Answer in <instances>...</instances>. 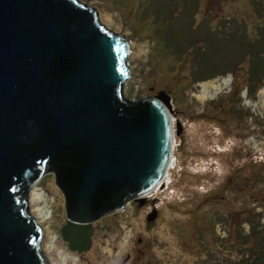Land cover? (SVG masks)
<instances>
[{
  "label": "rangeland",
  "instance_id": "rangeland-1",
  "mask_svg": "<svg viewBox=\"0 0 264 264\" xmlns=\"http://www.w3.org/2000/svg\"><path fill=\"white\" fill-rule=\"evenodd\" d=\"M78 1L130 42L125 97L166 102L176 157L158 193L97 222L89 251L72 249L64 195L54 174L43 176L35 186L53 205L44 255L52 264L61 252L76 264H246L229 244L255 228L264 239V87L245 88L239 101L234 83L239 76L244 85L251 65L264 82V0ZM228 76L218 98L201 97L200 83Z\"/></svg>",
  "mask_w": 264,
  "mask_h": 264
},
{
  "label": "water",
  "instance_id": "water-1",
  "mask_svg": "<svg viewBox=\"0 0 264 264\" xmlns=\"http://www.w3.org/2000/svg\"><path fill=\"white\" fill-rule=\"evenodd\" d=\"M131 57L78 0H0V264H52L33 214L45 175L84 251L98 221L160 188L176 126L161 97H125Z\"/></svg>",
  "mask_w": 264,
  "mask_h": 264
},
{
  "label": "trees",
  "instance_id": "trees-1",
  "mask_svg": "<svg viewBox=\"0 0 264 264\" xmlns=\"http://www.w3.org/2000/svg\"><path fill=\"white\" fill-rule=\"evenodd\" d=\"M261 57V56H260ZM259 59V58H258ZM258 59H251V64L255 63ZM217 75L208 78L212 79L216 77ZM208 79H203V80H208ZM202 81V80H198ZM262 87H264V82L261 77L256 76L254 73V68L250 67V72L248 73V79L242 86L241 82V77L236 76L235 83H234V88H235V94H238L239 101H240V96L242 94V91L247 88L248 92L250 94H256ZM168 94V93H166ZM225 108V106H224ZM158 215L153 220H149L148 225L149 227H152L154 223L158 222ZM259 231V229H257ZM256 231V228L254 232H252L249 236L243 237L242 240V235L237 234L235 237V242H230L229 245L230 247L236 248L238 251L243 250L242 254V259L245 260L244 263L246 264H264V239L260 238L258 239L259 235L261 234L260 232ZM261 231V230H260ZM264 238V236H263ZM241 261V260H240ZM242 262H240L241 264Z\"/></svg>",
  "mask_w": 264,
  "mask_h": 264
},
{
  "label": "bare ground",
  "instance_id": "bare-ground-1",
  "mask_svg": "<svg viewBox=\"0 0 264 264\" xmlns=\"http://www.w3.org/2000/svg\"><path fill=\"white\" fill-rule=\"evenodd\" d=\"M130 47H131V44H130ZM231 84H232L231 76L224 77L221 79L204 81L200 83V86L202 88L201 97L211 98V99L218 98L221 95V93L224 92L225 89L230 88ZM263 98H264V95H263ZM250 104H251V101H250ZM255 104L257 107L258 103L256 102ZM165 185H166V178L163 179L159 189H156L155 191H153L151 194L147 195L146 197L152 196L154 193H158L162 188H164ZM47 194L46 192L42 191L39 187L37 186L33 187V214L35 215L36 219L38 220L40 224H46L48 222L47 220L52 216V212H53V209H52L53 205L52 203L49 202ZM57 237H54L53 240L55 241ZM60 260L61 261L58 264H66L68 261H72L73 264H76V262L78 261L76 256H73L65 252L60 253Z\"/></svg>",
  "mask_w": 264,
  "mask_h": 264
},
{
  "label": "flooded vegetation",
  "instance_id": "flooded-vegetation-1",
  "mask_svg": "<svg viewBox=\"0 0 264 264\" xmlns=\"http://www.w3.org/2000/svg\"><path fill=\"white\" fill-rule=\"evenodd\" d=\"M66 224L68 225V220H66ZM148 224V223H147ZM93 226V225H92ZM84 238L81 239H77V240H73L71 241L72 244L77 247V248H81V249H88V247H90V241L88 239V241ZM85 242V243H84ZM140 242H143L142 239H140ZM89 244V245H88Z\"/></svg>",
  "mask_w": 264,
  "mask_h": 264
},
{
  "label": "built area",
  "instance_id": "built-area-1",
  "mask_svg": "<svg viewBox=\"0 0 264 264\" xmlns=\"http://www.w3.org/2000/svg\"><path fill=\"white\" fill-rule=\"evenodd\" d=\"M175 133H176V130H175ZM176 143V142H175Z\"/></svg>",
  "mask_w": 264,
  "mask_h": 264
}]
</instances>
